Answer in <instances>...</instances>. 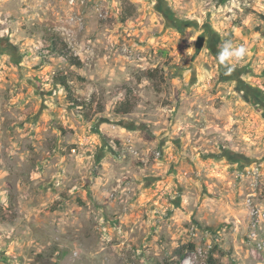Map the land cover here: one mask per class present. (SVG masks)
<instances>
[{
  "label": "rangeland",
  "instance_id": "1",
  "mask_svg": "<svg viewBox=\"0 0 264 264\" xmlns=\"http://www.w3.org/2000/svg\"><path fill=\"white\" fill-rule=\"evenodd\" d=\"M0 209V264H264V0H0Z\"/></svg>",
  "mask_w": 264,
  "mask_h": 264
},
{
  "label": "trees",
  "instance_id": "2",
  "mask_svg": "<svg viewBox=\"0 0 264 264\" xmlns=\"http://www.w3.org/2000/svg\"><path fill=\"white\" fill-rule=\"evenodd\" d=\"M225 1L226 0H221L222 3H224ZM47 47L52 53H55V54L57 53L61 55L69 63L77 65V66L82 65L81 59L77 55H74L72 51H70L67 43L63 41L59 36L53 34L51 36L50 42L47 45ZM62 84L65 85L67 89H70L69 84L64 78L62 79ZM72 98L74 99L73 101L77 106L83 105V102L78 101L74 97ZM132 107L133 105L129 101H125L121 103L120 105H118V107L116 108L117 109L116 111L119 114H128L129 112H131ZM14 216L15 215L13 213L6 211L5 209H0V221L12 220ZM188 247H190V249L195 248L192 242L188 244ZM177 255H178V259L182 260L185 254L182 251H179ZM208 264H215V256L213 253L209 255Z\"/></svg>",
  "mask_w": 264,
  "mask_h": 264
},
{
  "label": "clouds",
  "instance_id": "3",
  "mask_svg": "<svg viewBox=\"0 0 264 264\" xmlns=\"http://www.w3.org/2000/svg\"><path fill=\"white\" fill-rule=\"evenodd\" d=\"M218 47L217 61L224 67V74L231 75L235 71L236 65L233 61H242L249 54V49L245 44H234L232 40H223Z\"/></svg>",
  "mask_w": 264,
  "mask_h": 264
}]
</instances>
